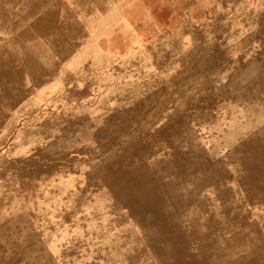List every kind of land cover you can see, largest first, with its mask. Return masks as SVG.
Instances as JSON below:
<instances>
[{
  "label": "rangeland",
  "instance_id": "374dc122",
  "mask_svg": "<svg viewBox=\"0 0 264 264\" xmlns=\"http://www.w3.org/2000/svg\"><path fill=\"white\" fill-rule=\"evenodd\" d=\"M102 1L92 26L75 16L61 41H40L33 70L21 55L31 45L13 40L24 27L0 32V238L14 243L0 244V264L169 262L106 186L112 169L141 159L170 170L158 182L167 204L174 162L201 153L230 169L242 197L235 151L264 126V0Z\"/></svg>",
  "mask_w": 264,
  "mask_h": 264
},
{
  "label": "bare ground",
  "instance_id": "6f19581e",
  "mask_svg": "<svg viewBox=\"0 0 264 264\" xmlns=\"http://www.w3.org/2000/svg\"><path fill=\"white\" fill-rule=\"evenodd\" d=\"M15 1H2L3 3L0 6V32H7L16 27H24L25 30L22 31V35L19 37L16 35L13 40L16 43H28L31 45L22 47L21 55L26 63L25 65L32 70L34 69L32 65H41L38 59L40 57L43 58V55L39 53L40 48L37 46L40 41L45 38L50 40V42H55L56 37L57 41H61L57 35L70 24L72 27L76 25L75 16L81 18L83 23L88 26H92L94 21L102 16V0H25L19 6L21 9L25 8L21 12L15 9L16 7L13 5ZM62 12H64V15L61 14ZM69 21L73 22L70 23ZM35 34L43 38L39 39ZM3 51L4 49L1 47L0 52ZM63 52L64 49L59 51V56H62ZM45 57L46 55H44ZM30 59L34 60L30 62ZM56 68L58 67L56 66ZM193 93L196 92L193 91ZM258 93L261 94V92ZM246 149L249 150L244 151ZM235 153L236 156H240V160L235 166H240V173L234 176V181L236 188L241 190V198H238V195L232 191V182L230 184V181H225V178L229 176L228 170L230 169L227 170V167L225 168L222 165L223 163L218 162L216 159L214 160L209 154L205 153H201L198 157H184L182 160L174 162L173 166L178 168L179 177L168 182L163 187V189L168 190L170 195L169 204L158 198V194H160L158 182L169 177L171 175L170 170L158 171L156 161L150 163L145 159H141L140 162H136L132 166L116 167L108 173L106 186L111 195V200L113 199L118 206L117 211L119 207L120 209L126 208L129 216H137L144 225L148 223L147 226L151 228L149 241L154 245L153 249L155 251L161 252L163 258L170 260L166 264H264V126L257 127L256 131L236 148ZM178 155L181 156V154ZM164 163L166 162L164 161ZM177 180L180 182L179 187H176ZM219 180L221 183L220 190L217 192V196L215 198L212 197V201L208 202L204 192H206L208 187L214 186ZM244 202L249 203L253 209L248 210L243 205ZM157 241L162 243V247L156 244ZM0 244L6 250V248L9 249L11 247L10 244L14 243L12 241L8 243L0 238ZM23 258L26 259V256L24 255Z\"/></svg>",
  "mask_w": 264,
  "mask_h": 264
}]
</instances>
